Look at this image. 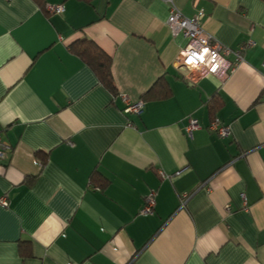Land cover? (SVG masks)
Wrapping results in <instances>:
<instances>
[{"label":"crops","instance_id":"0c3cea01","mask_svg":"<svg viewBox=\"0 0 264 264\" xmlns=\"http://www.w3.org/2000/svg\"><path fill=\"white\" fill-rule=\"evenodd\" d=\"M172 6L238 52L225 80L182 78ZM81 38L111 58L115 94L71 51ZM263 62L264 0H0V264H264ZM160 77L170 97L122 112Z\"/></svg>","mask_w":264,"mask_h":264},{"label":"built area","instance_id":"2783aa9c","mask_svg":"<svg viewBox=\"0 0 264 264\" xmlns=\"http://www.w3.org/2000/svg\"><path fill=\"white\" fill-rule=\"evenodd\" d=\"M45 9L49 13L59 14L64 10V7L62 4H46ZM203 17L204 12L202 9L192 17H185L181 15L175 6H172L170 15L167 19L170 33L173 36L180 34L187 40L185 47L179 51L174 65L176 69L181 72L182 78L190 84H195L200 79L207 76H214L220 80H225L230 73L234 71L238 61L241 60L236 51L234 52V61H230L226 58V55L231 53L230 49L217 42L212 35L208 34L202 28L201 21ZM249 44L250 43H246L245 46H248ZM120 96L124 104L122 112L139 115L143 111L144 102L142 99L132 101L124 94ZM262 97L264 98V89ZM198 127L197 121L190 118L188 120L186 132L188 135H191L192 131ZM208 128L222 138L227 137L230 133V126L223 124L217 117L211 119ZM10 150L11 149L8 145L0 142V160L5 158ZM158 175L161 178H169V176L162 170H158ZM241 198L246 210V199L243 193L241 194ZM0 205H7L5 197L0 199ZM153 207L154 197L153 194H149L144 198V205L140 213H152Z\"/></svg>","mask_w":264,"mask_h":264},{"label":"trees","instance_id":"16d2710c","mask_svg":"<svg viewBox=\"0 0 264 264\" xmlns=\"http://www.w3.org/2000/svg\"><path fill=\"white\" fill-rule=\"evenodd\" d=\"M39 6L44 7L45 0H35ZM90 3L92 0H80ZM71 51L84 61L95 73L98 81L113 94L116 93L112 73L111 58L106 55L92 40L81 38L70 45ZM170 89L164 78H158L157 81L146 91L143 101L157 100L170 97ZM208 108L211 112V118H214V111L218 107L217 96L212 97L208 102ZM91 181L101 183L102 187L106 186L107 180L97 172L91 175Z\"/></svg>","mask_w":264,"mask_h":264}]
</instances>
